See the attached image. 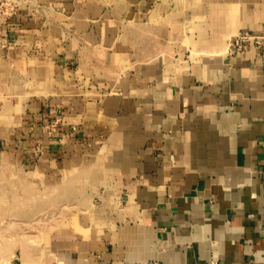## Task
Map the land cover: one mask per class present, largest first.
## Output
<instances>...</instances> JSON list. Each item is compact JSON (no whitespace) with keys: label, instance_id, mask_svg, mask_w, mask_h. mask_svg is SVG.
Wrapping results in <instances>:
<instances>
[{"label":"crops","instance_id":"obj_1","mask_svg":"<svg viewBox=\"0 0 264 264\" xmlns=\"http://www.w3.org/2000/svg\"><path fill=\"white\" fill-rule=\"evenodd\" d=\"M41 1L7 26L45 146L21 163L93 207L45 264H264V0Z\"/></svg>","mask_w":264,"mask_h":264},{"label":"rangeland","instance_id":"obj_2","mask_svg":"<svg viewBox=\"0 0 264 264\" xmlns=\"http://www.w3.org/2000/svg\"><path fill=\"white\" fill-rule=\"evenodd\" d=\"M21 5L28 6L30 14L40 9L41 16L53 10L38 0H0V130L9 121L7 131H0V264H45L49 231L70 218L73 209L93 207L81 205L84 197L64 196V186H51L35 165L21 163L23 158L37 163L45 151L37 125L20 118L28 109L27 78L9 53L14 39L7 26ZM42 126L45 130L47 124Z\"/></svg>","mask_w":264,"mask_h":264},{"label":"built area","instance_id":"obj_3","mask_svg":"<svg viewBox=\"0 0 264 264\" xmlns=\"http://www.w3.org/2000/svg\"><path fill=\"white\" fill-rule=\"evenodd\" d=\"M261 37L262 36L260 35L253 34L250 30H243L231 38L229 51L234 52L239 50L243 48L246 43L251 42L252 40L255 41V44L261 45Z\"/></svg>","mask_w":264,"mask_h":264}]
</instances>
